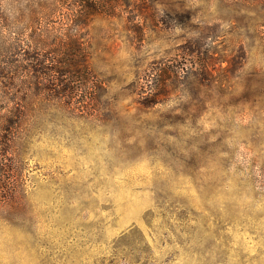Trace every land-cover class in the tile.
Wrapping results in <instances>:
<instances>
[{"label":"rangeland","instance_id":"1","mask_svg":"<svg viewBox=\"0 0 264 264\" xmlns=\"http://www.w3.org/2000/svg\"><path fill=\"white\" fill-rule=\"evenodd\" d=\"M52 3L0 0V264H264V0L98 15L69 96L2 27L63 26Z\"/></svg>","mask_w":264,"mask_h":264},{"label":"trees","instance_id":"2","mask_svg":"<svg viewBox=\"0 0 264 264\" xmlns=\"http://www.w3.org/2000/svg\"><path fill=\"white\" fill-rule=\"evenodd\" d=\"M52 9L64 10L61 17L63 26H2L31 30L30 40L34 50H47L44 55L38 51L32 56V74L42 80H52L56 88L49 86V91H58L60 78L68 77L71 82L64 88H59L62 95H72L81 89L73 85L74 80H79L83 86L89 74V55L86 48L87 28L90 21L98 15L112 16L121 6L130 5L129 0H52ZM65 5V6H64ZM49 52V53H48ZM40 66V69L37 67ZM45 75L47 77L45 78ZM62 87V86H61ZM153 101L152 103H156ZM24 111L6 112L0 116V130L3 133L10 131L9 136L0 135V145L16 138L19 125L22 123ZM3 162V154H0Z\"/></svg>","mask_w":264,"mask_h":264}]
</instances>
